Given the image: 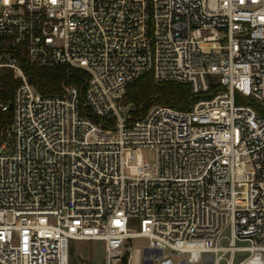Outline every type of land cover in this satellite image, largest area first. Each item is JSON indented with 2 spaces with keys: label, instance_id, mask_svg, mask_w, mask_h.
Wrapping results in <instances>:
<instances>
[{
  "label": "built area",
  "instance_id": "1",
  "mask_svg": "<svg viewBox=\"0 0 264 264\" xmlns=\"http://www.w3.org/2000/svg\"><path fill=\"white\" fill-rule=\"evenodd\" d=\"M58 66L83 94L30 82ZM147 71L197 101L121 116ZM1 74L0 264H264V0H0Z\"/></svg>",
  "mask_w": 264,
  "mask_h": 264
},
{
  "label": "trees",
  "instance_id": "2",
  "mask_svg": "<svg viewBox=\"0 0 264 264\" xmlns=\"http://www.w3.org/2000/svg\"><path fill=\"white\" fill-rule=\"evenodd\" d=\"M30 82L35 85L42 95L54 96L65 93L67 86H77L83 94L89 73L85 70L58 66L45 69H29ZM17 81L8 75H0V97L9 101L13 97ZM214 90H212L213 92ZM197 98L192 92L191 85L180 82L156 83L152 71H147L134 83L128 86L125 103L136 107L132 112L136 116L146 114L153 106H170L178 110H189ZM12 111L0 114V122L10 118ZM120 264H127L125 258Z\"/></svg>",
  "mask_w": 264,
  "mask_h": 264
},
{
  "label": "rangeland",
  "instance_id": "3",
  "mask_svg": "<svg viewBox=\"0 0 264 264\" xmlns=\"http://www.w3.org/2000/svg\"><path fill=\"white\" fill-rule=\"evenodd\" d=\"M253 106L258 109L255 105ZM134 111H136V107L133 104L128 103L123 105V107L119 110V113L121 116L127 117ZM151 161H156L155 151L151 153ZM133 228L135 231L139 230L138 223L133 224ZM225 235H229V231H225ZM132 241L135 247H140L145 245L148 240L144 238H136ZM226 243L227 239L223 241V244ZM70 255L71 264H105V243L101 240H71ZM245 256L246 254L243 253L237 254L235 262L238 263ZM175 261H177V259H175ZM224 262H222V264H224ZM155 264H158V262Z\"/></svg>",
  "mask_w": 264,
  "mask_h": 264
}]
</instances>
